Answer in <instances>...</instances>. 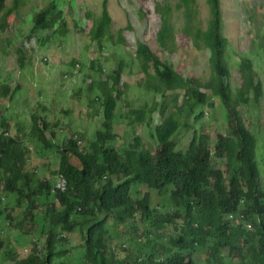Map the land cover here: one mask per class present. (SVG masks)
Returning a JSON list of instances; mask_svg holds the SVG:
<instances>
[{"label":"trees","instance_id":"16d2710c","mask_svg":"<svg viewBox=\"0 0 264 264\" xmlns=\"http://www.w3.org/2000/svg\"><path fill=\"white\" fill-rule=\"evenodd\" d=\"M4 2L5 0H0L1 8L5 6ZM183 2L184 4L179 7H185L187 10V25L184 32L194 40L196 48L199 50L209 48L211 52V77L206 83L194 77H184L171 64L163 62L145 44H141L137 54L125 51L124 31L109 33L113 20L107 8V0L103 2L100 17L86 15V18L93 19L88 37L98 46L99 52H102L108 44L111 49L117 50L119 68L104 76L99 66V79L91 81L92 84L89 86L95 96L93 101L100 102L105 109L102 130L97 132L96 142L93 145L100 147L96 148L94 155H85L77 149L75 144H71L72 151L80 164L75 167L67 157H64L56 169L59 171L58 175L69 179V186L76 193L74 199L66 202L64 208L60 209L67 214L66 216L52 213L51 204L61 202L63 194L54 192L55 188L52 189L51 184L48 187L45 184L40 186L38 191L46 192L42 196L36 193L26 194L23 181L30 182L34 179L27 164L30 149L28 146L26 150L21 148L19 153L17 151L19 143L13 140L15 136L7 137L9 141L0 136V175L2 176L0 183L5 182V193H21L24 196L28 203V205L24 204L26 216L30 218L28 222L32 225L34 222L35 228L41 224L42 231L39 238L45 240L43 253H39L38 246L33 247L32 244V247L29 246L28 251L24 253V256H27L19 262L20 264H52L57 255L63 254L59 252L61 250L57 248V244L67 241L59 237L57 229L59 228L61 232H73L74 230L68 228V219L72 221L79 219L81 212L78 209L85 211L91 203L95 206V210L90 213L89 220L82 226V229L87 231L99 228V221L95 223L99 214L103 216L101 224L105 223L111 215L117 219H136L142 211L146 212L149 220H152L157 212L151 206L153 199L170 194L171 201L174 203V212L162 221L175 225L178 233L170 238L168 243L162 242V247L157 249L160 257L153 260L156 254L150 255L153 261L149 264H163L159 259L165 256L168 257L169 262L182 260L185 258L186 251L190 250L193 255H204L208 261L212 257L216 258L219 249L223 247V242L220 240L224 236L223 211L218 206L222 200L228 203L233 202V209H236L237 200L245 199L252 202L251 206L261 210L264 215V191L254 162L256 138L246 129L236 110L238 105H247L251 96L255 105L264 101L263 85L256 80L251 61L239 54L240 81L235 92L231 90L232 66L230 63L232 62L228 40L222 33L221 0H207L213 16L207 31L197 28L198 26L195 30L192 29L197 15L194 8L195 0ZM18 8L15 6L9 9L7 16L18 11ZM55 12L54 3H50L49 0L46 11L39 14L37 20L42 23V30H54L57 37L62 38L66 34L64 30L58 28L62 23L60 19L62 12ZM0 29L3 32L5 25L0 24ZM53 35L56 39V35ZM175 42V30L169 19L165 18L159 34V43L164 50L173 51L172 46H175ZM127 56L130 60L137 58L142 65L147 90L155 91L162 98L168 97L170 93L175 94L173 106L166 104L170 109L169 113L168 107L162 106L164 104L161 105L159 102H155L149 111L151 117L161 113L162 121L161 124H156L154 130L159 149L153 152L145 148L140 149V142L126 149L122 154L114 147L117 138L114 133L115 120L124 95L122 78ZM95 63L97 64V62L91 64ZM22 65L21 68H24V64ZM235 65L237 66L236 63ZM178 91H182L185 97L184 104L181 106H179L181 95ZM15 96V93L11 95L6 90L5 96L0 97L13 101ZM209 96L212 97V101L213 98L220 101L227 114L231 111L228 136L219 137V141L216 140L219 145H212L208 136H200L196 132L186 151H181L173 140L179 130V115L184 110L188 114H194L197 107H212V104L208 103ZM174 109L176 112H173ZM140 113L141 119H144L145 111ZM201 117L202 111L196 119ZM34 128V133L38 135H31L30 145L44 153L53 151L54 147L49 145L44 137V134L49 131L48 126L44 124L42 129L35 121ZM4 131L11 135L10 127L5 126ZM211 155L223 164L221 169L210 168ZM44 158L46 157H42ZM241 163L243 166L239 167ZM46 175L50 176L49 173ZM238 178L239 180H236ZM133 184L146 185L149 191L135 199L131 194ZM35 198L39 199L37 204L34 202ZM18 205L21 206V203ZM116 207H124L123 215L120 212L111 211ZM6 209L7 205L3 206L1 202L0 213L5 214ZM177 219H183L184 224L179 225ZM179 226H184L181 233ZM87 235L83 238V242L89 253L94 256V264H101L102 261L97 258L99 251L97 244L99 247L103 245V236L100 233H93L94 236L89 238ZM243 237L246 244H252L256 240L247 232ZM27 242L31 244L28 240ZM16 253L17 249H14L13 256ZM253 254L256 261L264 262V231ZM135 259L138 260L139 257L136 256ZM168 260L166 259L164 264H167ZM136 263L142 264L139 261Z\"/></svg>","mask_w":264,"mask_h":264},{"label":"rangeland","instance_id":"374dc122","mask_svg":"<svg viewBox=\"0 0 264 264\" xmlns=\"http://www.w3.org/2000/svg\"><path fill=\"white\" fill-rule=\"evenodd\" d=\"M104 1L50 0V3H54L55 13L62 12L64 16L61 19H65L66 23L62 28L66 34L62 38L55 34L56 39H54L53 31L39 32V28L34 29L36 16L46 9L49 0H22L18 11H14L9 17L7 16L8 10L18 6L15 0H5V6L0 7V24L4 23L7 27L4 32L0 29V84L4 89L16 95L13 101L0 97V120L4 119L7 122L13 136L22 137L18 140L17 151L19 153L21 148L26 150V147H29L27 164L36 183L43 178L44 171L54 172L58 168L62 156L57 151L44 153L30 145L31 135H33L32 115L59 126V130L65 133L61 134V137L66 142L69 138L74 141L78 138L83 142L81 145L78 144L79 150L87 154L93 152L91 147L96 142L97 130L99 128L100 131L102 130L105 109L100 102L93 101L95 96L89 86L92 84L91 81L99 79V66L105 76L119 68L117 63L119 58L116 56L118 51L111 49L110 44L99 52L98 46L88 37L93 19L86 18V15L100 17ZM183 1L107 0V8L113 20L109 33L114 34L123 30L125 51L136 54L138 44L144 43L155 51L163 62L171 64L184 77H194L206 83L211 77V52L209 48L200 50L196 48L194 40L184 32L187 25V10L185 7H179L184 4ZM159 8L161 10H158ZM194 8L197 15L192 29L195 30L198 26L197 28L207 31L213 19L210 5L207 0H195ZM221 12L222 33L228 40V49L231 54V90L235 92L240 81L238 65L241 59L239 54L251 61L256 80L264 85V0H221ZM165 18L169 19L175 30L176 44L172 46L173 51L164 50L159 44V34ZM76 25H79V28ZM39 46H41L40 49ZM126 58L127 63L122 79L124 95L115 120L117 139L114 147L122 154L127 146L139 138L142 147L155 151L158 145L152 133L156 124L162 123L161 113H156L154 117H151L149 111L155 102L164 104L162 105L164 107L166 104L173 106V98H169L173 93L162 98L155 91L147 90L142 65L137 58L131 60L129 56ZM92 62H97V64L92 65ZM22 64L24 68H21ZM224 82L226 83V80ZM41 88L43 90L39 92ZM211 99L212 97L209 96L208 103H211L212 107H197L194 114H188L184 110L179 115L178 120L181 127L174 141L181 150L185 151L188 148L191 137L196 132L197 135L208 136L212 145L215 144L218 135H226L229 127L227 112L220 101ZM182 104L184 101L180 100L179 106ZM140 110L145 111V123L139 122L136 112ZM236 110L250 131L264 133V103L255 106L250 101L247 107L238 105ZM201 111L202 117L197 120L196 117ZM167 112H170L169 107ZM173 112H176V109ZM45 137L49 143H53L50 134H46ZM256 140L258 142L256 159L258 161L259 153L264 168V134L257 135ZM42 157L46 158L42 159ZM72 159L77 158L72 157ZM217 164L218 162L212 157L211 167L214 170L219 169V164ZM258 167L261 172L262 166L258 165ZM1 187L4 188L3 182ZM136 190L135 196L149 191L144 185L136 187ZM0 197L5 199L3 205L8 206L9 212L15 218L7 230L12 232L10 244L17 243L14 234L20 233L32 239L29 245L32 247L37 237L36 228L42 230L41 224L35 228L34 222L33 225L28 222L30 218L26 216V208L18 205L19 193L6 194L0 188ZM169 197V194L162 199L155 197L151 202L152 207L158 211L157 214L164 218L173 212V206L157 201H168ZM177 220L179 225L184 221L183 219ZM135 221L139 223L143 236L141 246L147 243L148 248H152L162 241L159 236L167 234L171 238L176 235L175 228L172 227L168 230L161 229L152 234L148 233L145 237L143 232L148 227L153 228V225L146 224L141 217H137ZM109 224H112L110 219ZM67 236H70L68 243L61 242L57 245L68 244L66 248L70 251L82 246L83 241L79 233ZM119 237L126 240L130 236L121 226L118 228L111 226L107 240L109 251L119 258L127 253L134 256L140 254V248L137 250L136 245L132 244L131 248L128 246L122 248L117 244ZM21 240L26 241L24 238ZM40 245L42 247V244ZM245 252L251 255L248 248ZM21 253L24 257V253ZM109 258L113 261L114 255L110 254ZM71 261V258L63 257L55 264Z\"/></svg>","mask_w":264,"mask_h":264},{"label":"clouds","instance_id":"9594fccd","mask_svg":"<svg viewBox=\"0 0 264 264\" xmlns=\"http://www.w3.org/2000/svg\"><path fill=\"white\" fill-rule=\"evenodd\" d=\"M21 2H22V0H20V1L16 0L15 1V3L18 4L19 8L21 7ZM46 9H47V7H46ZM46 9L42 10L39 14H42L43 12H45ZM38 15L36 16L34 29L39 28V32L49 31V30H42L41 29L42 23H39V21L37 20ZM63 16L64 15L62 13V16L60 17V19ZM61 21H62V23L58 26L59 29L64 28L66 25L65 19H61ZM62 24H64V26H62ZM3 25H5V24L3 23ZM76 27L79 28V25H76ZM6 28L7 27L5 25L4 31L6 30ZM91 28H92V26H91ZM50 31H53V34H56L54 32V30H50ZM141 44H144V43H139L138 49L141 46ZM40 47L41 46H39V49H40ZM137 53H138V50H137ZM153 53L157 55V53L155 51H153ZM157 56L159 57V55H157ZM77 68L79 69V65H77ZM262 87L264 88V85ZM42 90L43 89L41 88L38 91L41 92ZM5 91L6 90L4 89V87L0 84V93H1L0 96H5ZM45 91H46V88L44 87V92ZM9 93L13 94V92H9ZM178 93L181 95L180 100L185 101V99H184L185 97H184L182 91H178ZM171 97L173 98V101H174L175 94L174 93L171 94L169 96V98H171ZM250 101L254 104V102L252 100V96L249 98L248 103ZM248 103H247V105H243V104H241V105L247 107ZM262 103H264V101H262L260 104H262ZM255 106H258V105H255ZM201 108H205V107H201ZM140 112H141V110L136 112L138 114L139 122L145 123L146 122V115H145L144 119H141V113ZM230 113H231V111H230ZM229 114H227V115H228V118L230 121ZM32 120H33V135H38V133H34L35 121H37V124L42 129L44 128V124L47 125L49 128V131H47L44 134V137L46 136V134H50L51 138L53 139V143H49L47 140L46 141L48 142L49 145L54 147L53 151H57L58 154L62 156V159H64V157H67L68 160L70 161V163L75 167H77L80 164L76 154L72 151L71 144H75L77 149L79 150L78 144H80V145L83 144L82 141H80L78 138L76 139V141L69 138V141L66 142L65 139L63 137H61V134H65V133L62 132V130H59V128H58L59 126L54 125L53 122H46V121L36 117V115H32ZM229 121H228V123H229ZM243 124H244V122H243ZM7 125L8 124L6 121H4V119L0 120V136L3 139H5L6 141H9L6 138L7 137H13V135L12 134L8 135L5 133L4 127L5 126L8 127ZM148 125L151 126L149 122H148ZM1 126H3V127H1ZM244 126H245V124H244ZM180 127H181V124L179 122V130H180ZM245 127L251 134H253L254 138H256L257 135L264 134V133L258 132V131L252 132L248 129L247 126H245ZM153 129L155 130V128H153ZM179 130H178V132H179ZM99 131H100V128L97 130V132H99ZM261 131H263V127H261ZM178 132L174 135L173 140H174L175 136L178 134ZM114 133H115V131H114ZM227 133H228V129H227ZM227 133L225 136L218 135L216 140L219 141V139H218L219 137H227L228 136ZM53 134L55 136H53ZM152 134L156 140V143H158L157 137L155 136V133L153 132ZM194 136H196L195 133L192 135L190 142L192 141ZM96 138H97V134H96ZM21 139H22V137H16L15 136V138L13 140L17 141L19 143L18 140H21ZM45 139H46V137H45ZM139 142H140V144H139L140 149H144L145 147H142V144H141V141L139 138H136L135 142L130 144L129 146H127L126 149L131 148L132 146H134L135 144H137ZM210 143H212V142L210 141ZM216 143L217 142H215V144ZM260 144H261V141L259 143V150H260ZM93 145H94V143H93ZM189 145H190V143H189ZM93 147L94 146H92L91 149H93ZM97 147H100V146L96 145L91 154L81 152L80 150L79 151L81 153H84L85 155H94ZM17 148H18V146H17ZM257 148H258V142L256 140V150H257ZM145 149L153 152V150H151V149H148V148H145ZM157 149H159V145H158ZM181 151H183V150H181ZM255 155H256V153H255ZM72 157H75L77 159H72ZM212 157H214V155H211V161H212ZM214 159L216 162H218L219 169H221V167H223V164H220L219 161H217L215 157H214ZM254 162L257 165V171L259 172L261 184L263 187L262 189L264 191L263 160L261 159L259 153H258V161L255 157ZM60 163H61V161L58 163L59 164L58 166H60ZM258 165L262 166L261 172L259 170ZM240 166H243V164L242 163L239 164V167ZM210 168L213 169L211 167V162H210ZM219 169L217 168L215 170H219ZM58 172L59 171L56 169L54 170V172L44 171L43 172L44 176L42 179H39L38 183H36L35 179H31L30 182L23 181L24 191L26 192V194L36 193L39 196H42L46 192H39L38 189L40 188V186L42 184H45V186L48 187L51 184L52 189L55 188L54 192H59V194H63L61 202L51 204L52 213L58 214V215L64 214L66 216L67 214L64 211H61L60 209L64 208V205L66 202L72 201L74 199L76 193H74L73 189L69 186V179L67 180L63 176L58 175ZM46 173H49L50 176H47ZM1 177L2 176L0 175V178ZM236 180H239V178ZM1 183H0V188L5 191V189H6L5 182H3L4 188L1 187ZM140 185H142V184H133V186H132L131 194H132L133 198H135V199H138V197H139V196H135L134 193H137L136 187H138ZM144 186L146 187V185H144ZM9 193L10 192H6V194H9ZM10 194H12V193H10ZM19 194H20V198L18 200L20 202H18V203L22 202V203L28 205L24 196L21 193H19ZM161 199H162V197H161ZM1 202H3V204H4L5 199L0 197V209H1ZM34 202H35V204H37L39 202V199L35 198ZM157 202L162 203V204H171L172 206H174V203L171 201V197H169L168 201H161V202L157 201ZM22 203H21V207H24V204H22ZM233 205H234L233 202L228 203V202H226V200H222L218 204V206L223 211L222 230L224 232V236L220 238V240L223 242V247L219 249L218 253L216 254V255H218L216 258L212 257L208 261V259H206L207 257H205L204 255H201V254L193 255L191 253V250H190V251H186L185 258L182 260H178L175 262H169L167 256H165L163 258L161 257L159 260H161L163 262V264H164V261L166 259L168 260L167 264H264V262L256 261L254 259V254H253L254 250L257 248V246L259 244V238L264 231V215H263L262 211L259 210L258 208L252 207L251 206L252 202H249L245 199H238L237 200V202L235 203L236 209H233ZM3 206H5V205H3ZM152 208H155V207H152ZM228 209H230V211H228ZM94 210H95V206L92 203L89 205V207L85 211H82L81 208H79L78 211L81 212L80 218L77 220H74V221L68 219V221H67V224H69L68 228L70 230H74V231L71 233L61 232L59 230V228L57 229V231L59 232L60 238H62V236H64V238H62V239L67 240V241H63L64 243H68V241H69L68 237H70V236H67V235H71L74 233H79L82 237V241H83V238L87 234H88L87 237L90 238V237L94 236L93 233H97V234L100 233L103 236V245L99 247V244H97V246L99 248V251L97 253V258L100 261H102L101 264H105V263L106 264H137L136 261H139L142 264H149L153 260L160 257V254L158 253L157 249H160L162 247V242L165 241L168 243L170 241V237L166 234V236H159V238L162 241L157 246H154L152 248L151 247L148 248L147 243H145L143 246H141L142 242H143V236L141 234V229H140L139 223L137 221H135L134 218L117 219L113 215L109 216V218L105 221V223L101 224V219L103 218V216L99 214V216H98V218H96V222H95V223H98V221H99V228H93L89 231L83 230L82 229L83 224H85L89 220L90 213L93 212ZM111 211L120 212L121 215H123L124 207H116V208L111 209ZM173 212H174V209H173ZM173 212L169 215H172ZM157 213H158V211L155 213L152 220H149V217L146 215V212H144V211H142L141 215L140 214L137 215V217H141L142 221L146 222V224L153 225V228L148 227L143 232V235L146 237L148 233L152 234V233L157 232L161 229L168 230L172 227L175 228V233L177 234L178 231H176L175 225L162 221V220H166V218L169 215L165 216V218H164ZM14 219L15 218L9 212L8 206H7V209L5 210V214L0 213V264H20L19 262L27 256V255H25L23 257L22 253H21V252L26 253L28 251L29 244H28L27 240L30 243L32 241V239L30 237H25L24 235H22L20 233H15L14 238L17 241V243L14 245L10 244V239H12V232L7 231V230L11 226ZM109 219H110V223H112L111 225L109 224ZM182 224H184V222ZM111 226L112 227L116 226L117 228L119 226H121L124 230L127 231V234L130 237L126 240H124L122 237H119L117 244L121 245L122 248H127V246L131 248L132 244L137 246V250L140 248V254L138 255V257H139L138 260L135 259L136 256H134L130 253H127L122 258H119L115 255V253L109 251V249L107 247V240L110 236V227ZM179 228H180L179 229L180 233L183 232L184 226L183 227L179 226ZM36 231H37V237H36V240L33 241V247H34V245L38 246V249H39L38 252L43 253L44 247H45V245H44L45 240H43V239L41 240L39 238V234L42 230H38L36 228ZM245 232L250 233L252 235V238H256V240L252 244H246L245 243V239L243 237ZM173 237H175V236H172L171 238H173ZM21 238L26 239V241H22ZM26 243H27V245H25ZM40 244H42V247ZM67 245H65V246H58L57 245V248L61 250V251H59V250L58 251L63 252V254L57 255L53 259L52 264H55V262L58 259L63 258V257H69L72 259L71 262L63 263V264H94V262H93L94 256L89 253V250H88V248L84 242L82 243V246L80 248H77L76 250H73V251L68 250L66 248ZM246 248H248L251 251L250 256L248 254H246V252H245ZM14 249H17V253L15 254V256H13V250ZM180 249L182 250V248H180ZM243 252H244V254H243ZM110 254L114 255L113 261H111L109 258ZM152 254H156L153 257V260L150 259V255H152ZM220 254H221V257H220ZM19 255H21V256H19ZM13 258H15L16 260H14Z\"/></svg>","mask_w":264,"mask_h":264}]
</instances>
